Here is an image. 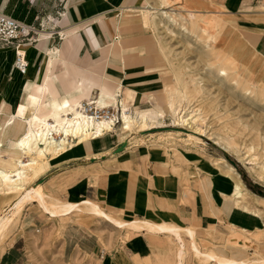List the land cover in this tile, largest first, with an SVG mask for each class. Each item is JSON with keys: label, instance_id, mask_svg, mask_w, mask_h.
Masks as SVG:
<instances>
[{"label": "rangeland", "instance_id": "1", "mask_svg": "<svg viewBox=\"0 0 264 264\" xmlns=\"http://www.w3.org/2000/svg\"><path fill=\"white\" fill-rule=\"evenodd\" d=\"M168 7L174 10L173 20L162 19L159 13L146 15L141 6L123 10L114 21L116 31L111 32L105 47V50L111 49V55L122 68L142 72L139 76L121 78L125 85L136 87L146 84L149 81L147 75L157 79V85L152 90L156 101L162 106L131 109V116L135 117L133 127L120 137L114 150L103 156L78 159L72 162L74 166L65 168L57 163L55 165L53 162L74 154L88 141L84 138L77 143L76 136L71 143L62 145L59 151L49 146L45 157L37 158L38 165L27 169L22 189L10 190L0 180V218L9 217L8 224L1 231L0 253L8 247L15 248L18 257L12 264H178L175 257L177 244L170 234L155 233L144 228L136 230L128 225L115 227L103 216L90 213L82 203L68 214H53L43 210L35 199L26 201L22 196L37 185L50 210L56 204L87 199L98 204L107 214L125 222L150 220L137 218L119 208H107L101 201L106 192H117V188L129 180L128 168L121 163L129 157V152H139L141 155L146 144L162 147L174 170L181 174L183 185H188L192 180L202 181L206 174L216 171L214 166L218 169L217 165H220L218 158L230 165L228 159H232V166L246 190L242 189L237 199L239 206L235 198L230 195L227 198L236 207L243 208L244 205L246 208L243 209L255 212L262 218L259 229L248 231L231 226L220 217L207 225L153 221L181 227L184 242L182 264H219L214 259L205 258L209 251L229 260L263 264L264 83L256 86L252 83L264 77V59L252 49L253 33L244 18L224 12L216 5L184 0L181 3L169 1ZM190 13L210 14L214 19L229 22L226 39L230 46L239 48L241 53L245 52L250 62L259 63L255 79L254 75L252 78L247 76L242 67H239V71L236 64L239 58L216 59L207 52L203 42L209 36L200 30L201 22L194 20ZM153 17L158 19L154 20ZM160 19L161 24L158 23ZM211 30L213 34L215 30L218 40L224 34L218 28H210V33ZM114 34L117 40L112 38ZM38 65L36 62L35 68ZM28 68H31L30 65ZM18 84L21 82L13 83L9 97ZM127 90L125 86L124 92ZM26 91L23 90L20 98L23 102L28 100ZM9 97L7 100L0 98L1 103H9ZM119 97L117 95L121 99ZM167 97L168 105L174 107V111L167 110ZM116 107V111H119L120 106ZM159 111L163 112L162 117L156 115ZM113 112L117 113L114 106ZM253 126L256 129H252ZM114 129L120 132L118 122ZM1 143L3 148L9 146L7 141ZM130 144L133 145L124 149L125 145ZM28 158L22 153L18 158L1 152L0 171H11L17 167V159ZM190 226L194 228V236L186 232ZM142 230L156 238L150 239L152 249L148 255L128 260L122 244L133 233L140 235ZM194 248L199 251L200 257L195 254Z\"/></svg>", "mask_w": 264, "mask_h": 264}, {"label": "crops", "instance_id": "2", "mask_svg": "<svg viewBox=\"0 0 264 264\" xmlns=\"http://www.w3.org/2000/svg\"><path fill=\"white\" fill-rule=\"evenodd\" d=\"M184 1L216 5L224 12L244 18L253 33L252 49L264 59V0ZM179 2L183 0L173 3ZM159 3V0H1L0 8L5 13L34 26L35 39L24 46L27 66L23 73L12 66V47L0 45V98L7 100L13 83L21 82L8 99L12 104L15 97L16 101L21 100L24 89L27 95H40V90H44L41 98L56 102L66 99L69 104L103 90L110 97L119 91V98L123 99L130 111L133 108L162 106L156 101L152 90L157 85L155 77L147 75L149 81L141 86L125 85L121 78L139 76L142 72L125 70L111 55V49L105 50L111 32L116 31L114 21L123 10L136 6L143 9L162 7ZM112 38L117 40V35H112ZM36 62L39 63L38 68L34 66ZM29 65L31 68H28ZM125 86L128 89L126 92ZM3 114H0V118L9 115L7 111ZM119 142V132L115 129L104 131L89 137L85 144L74 151L75 155L70 153L65 159L53 163L61 165V168L74 166L73 161L103 156L114 150ZM131 145H125L124 149ZM121 165L128 168L129 180L117 188V192L103 195L101 201L107 208L126 210L137 218L181 225H207L218 217L246 231L259 229L262 224L259 214L236 207L227 198L230 187L219 176L216 166V171L206 174L202 181L192 180L188 185H183L181 174L174 170L162 147L155 144H146L141 155L139 152H129V157ZM120 214L123 215L122 212ZM143 231H140V235L133 233L122 244L128 260L148 255L151 251L150 239L156 238ZM16 251L13 247L3 250L0 262H15L18 257Z\"/></svg>", "mask_w": 264, "mask_h": 264}, {"label": "bare ground", "instance_id": "3", "mask_svg": "<svg viewBox=\"0 0 264 264\" xmlns=\"http://www.w3.org/2000/svg\"><path fill=\"white\" fill-rule=\"evenodd\" d=\"M159 1V4L163 8L160 9L153 6L144 8L143 10L147 13L146 15L150 13H159V17L161 16L162 19L165 18V20H173L174 10L173 8L168 7V3L171 0ZM210 14L212 13L210 12ZM210 14L204 15L190 13V16H192L194 20L201 22V25H199L200 30L202 32H205L206 34H208L207 36H209V39H204L205 41L203 42L204 47H207L208 49L207 52H210L212 56L216 59L220 57H230V59L233 60L239 58L240 61L236 63L238 65V69L239 67H242L243 71L247 76H251L252 78L254 75L255 79L259 63L250 62L246 57L245 52L241 53L239 52V48L230 46L231 43H228L229 40L226 39V35L229 33V30H226L229 26V22L225 20L214 19L213 17H211ZM153 19L156 20L158 18L153 17ZM154 22L156 23V21ZM158 23L161 24V19ZM210 28H218L220 32L224 33L223 36L218 40L215 30L214 34L212 32L213 29L211 30L212 33H210ZM239 71L241 72L240 69ZM223 74L226 73L223 72ZM262 83H264V77L257 78L252 83V85L256 86ZM43 91L44 90H40V95H28V100L26 102H23L22 100H17L14 104L10 102L7 104H5L4 102H0V114L5 113L6 111L9 114L8 117L0 118V153L5 152L11 157L18 156V158L19 154L22 153L29 157L27 160L17 159L15 164L17 167L11 171H0V180L3 182V185L8 187V189L10 190L22 189L24 187L22 184H24L27 169H32L33 166L38 165L37 158L45 157L46 152L50 149L49 146H54V148L56 149L55 151H57L59 148L62 147V145L71 143V141L76 136L78 138L77 143H81L84 138L88 139L89 137L95 136L96 134L100 133L102 129L112 127L111 117L95 120L90 117L87 112H84L77 108V104L79 103V101L69 104L68 100L66 99H63L61 102H56L50 98L43 99L41 98V93ZM117 95L118 94H114V97L113 95L112 97H110L109 93L102 90L99 94H95L94 96H92L91 106L95 108L106 106L104 104L110 101L114 102L110 104L114 106V108L117 105L120 106V110L116 111L117 113L112 112V117L114 118L116 116L117 121L119 123L120 138L124 136V133L126 131L130 130L133 127L135 123V117L131 116V111L125 106L122 98H117ZM168 102L169 98L167 97V110L172 109V111H174L175 108H171V106L168 105ZM156 115L162 117L163 112L159 111L158 113H156ZM253 128H255V126H253L252 129ZM190 136L196 139L198 138L193 135ZM6 139L9 141V146L3 148L1 142H4ZM40 145L44 146L41 147ZM218 163L220 164L217 165L218 172L221 178L230 187L229 195L235 198L236 204L239 206L237 199L241 195L242 189H245L244 185L240 180L239 174L232 165L228 164L222 158H218ZM22 196L23 198L27 199L26 201L30 199H35L43 210L50 211L53 214L70 213L71 211L78 209L80 207V203H82L84 204L86 209H88L91 213L103 216L115 227L120 228L125 225H128L130 226L129 228L132 227L136 230L144 228L147 231H152L155 233L163 232L170 234L177 244V251L175 257H177L178 261L176 263L182 264L181 258L184 253V242L180 233L181 227L178 225L171 224L168 222L156 223L145 219L131 220L129 222H125L116 218L115 216L107 214L106 212L101 210L96 204L89 200H83L80 202L68 201L61 204H56L54 205V209L50 210L47 207L41 189L37 185L33 186L31 191H27ZM243 208H246V206L243 205ZM8 221L9 217L7 216L4 218L2 217V219L0 218V235L2 234V229L6 227V223L8 224ZM186 232L189 235H193L194 228L192 226L187 227ZM194 249L195 254L200 257L199 251L196 248ZM191 250H193V248H191ZM204 256L207 260L214 259L219 264H252L249 260H229L222 256H218L211 251L207 252Z\"/></svg>", "mask_w": 264, "mask_h": 264}, {"label": "built area", "instance_id": "4", "mask_svg": "<svg viewBox=\"0 0 264 264\" xmlns=\"http://www.w3.org/2000/svg\"><path fill=\"white\" fill-rule=\"evenodd\" d=\"M34 26L30 25L10 14L5 13L0 8V45L11 46L13 50L12 66L17 71L23 73L27 66V59L25 57L24 46L34 41ZM93 95L87 96L84 99L79 100L77 108L87 112L90 117L95 120L101 118H112L111 128H104V131H112L115 124L118 122L116 116L112 117L113 106L106 105L102 107L91 106ZM117 107L114 108L116 112ZM98 133V134H100ZM96 134V135H98ZM95 135V136H96Z\"/></svg>", "mask_w": 264, "mask_h": 264}, {"label": "water", "instance_id": "5", "mask_svg": "<svg viewBox=\"0 0 264 264\" xmlns=\"http://www.w3.org/2000/svg\"><path fill=\"white\" fill-rule=\"evenodd\" d=\"M228 160L234 166V161L232 159H230V158Z\"/></svg>", "mask_w": 264, "mask_h": 264}]
</instances>
